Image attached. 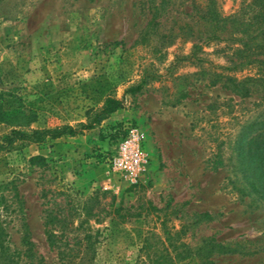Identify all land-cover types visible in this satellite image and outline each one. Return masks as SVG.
Returning a JSON list of instances; mask_svg holds the SVG:
<instances>
[{
  "label": "rangeland",
  "instance_id": "obj_1",
  "mask_svg": "<svg viewBox=\"0 0 264 264\" xmlns=\"http://www.w3.org/2000/svg\"><path fill=\"white\" fill-rule=\"evenodd\" d=\"M217 1L225 16L248 23L240 32L258 29L255 0ZM196 2L156 0L161 16L155 26L146 0H0V104L36 115L25 130H81L108 98L117 99L121 109L78 136L135 122L152 162L136 185L112 176L106 188L82 189L77 181L87 172L66 166L73 177L65 176L53 156L56 142L68 136L0 150V185L14 182L25 201L24 212L13 214L7 210L12 189L4 191L9 202L0 211L2 263L63 264L46 240L42 190L70 191L78 200L100 190L108 193L105 203L115 196L124 214L140 216L92 221L100 230L96 252L70 264H264V203L248 194L240 166L241 156L250 158L264 135V64L233 70L241 44L208 42ZM229 77L258 81L243 98L224 87ZM141 84L140 92L128 93ZM14 129L16 124H0V145ZM34 156L45 157L49 169L31 166ZM202 213L213 220L198 223ZM24 223L34 258L23 243ZM206 240L237 253L218 255Z\"/></svg>",
  "mask_w": 264,
  "mask_h": 264
},
{
  "label": "trees",
  "instance_id": "obj_2",
  "mask_svg": "<svg viewBox=\"0 0 264 264\" xmlns=\"http://www.w3.org/2000/svg\"><path fill=\"white\" fill-rule=\"evenodd\" d=\"M150 5V9L153 10V16L150 24H154L160 18V9L155 5L156 0H146ZM168 0H163V4ZM196 5L194 11L198 19L204 23L207 27L205 34L206 40L209 41H229L233 40L241 44L242 48L236 50V63H233V70H240L253 64H264V60L258 59L259 56H264V0H255L253 5L256 6L259 11L256 15L259 25L258 29L252 30L246 29L240 32V28L247 27L248 23L238 17V15L225 16L218 6L217 0H200V3ZM156 26V25H155ZM250 26V25H249ZM189 28V26H186ZM252 30V31H251ZM238 32L241 37H237ZM173 36V35H171ZM183 36V35H177ZM176 38V36H175ZM202 39V38H201ZM169 43H172L169 42ZM258 80L248 78L243 81H237L234 78H227L224 81V87L229 89L232 93L240 97H248L252 93L251 85L257 83ZM220 80L215 81L217 84ZM144 84L137 87H133L128 90V93H138L143 88ZM122 107V102L108 98L104 106L96 112L95 118L88 125H83L81 130H77L70 126H64L54 129H37V130H25L24 127H29L37 118L34 114H26L22 110L8 111L0 104V124H16L10 135L6 136L0 145V150L15 148L16 150L23 149L27 144H46L50 140H57L62 137H77L83 132V130H93L95 126L101 125L102 121L116 113ZM123 124L114 123L108 125V127H102L101 137L102 142L106 146V134L114 129H119V133L113 134L112 139L117 141L119 137L125 134L122 131ZM262 141L259 147L251 149L252 156L248 158L246 155L241 156L240 166L243 169L242 180L245 182L248 194L255 199L264 203V135L260 136ZM258 138L252 139L250 146L253 147L255 141ZM16 147H14L16 144ZM107 147V146H106ZM97 148L96 150H101ZM94 152L91 158L94 156ZM85 160V159H83ZM29 164L40 169H49L48 161L43 156H34L29 160ZM12 189L13 196L10 198L11 205H7L13 214H19L25 210V201L23 200L18 187L14 182L2 183L0 185V211L2 207L9 202L4 195V191ZM49 194L52 197L49 198ZM108 193L100 190L94 192L91 196L85 199H77L76 195L70 191H46L42 190L41 199L44 200L43 206V227L45 230L46 240L51 250L57 252L58 258L63 264H70L72 259L78 258L80 255L89 256L96 252V245L98 244V237L100 236V230H95L91 224L92 221L95 224L102 222V218L105 216H111L116 219L126 220L128 217H139L140 214L130 215V213L124 214L123 208L116 206V197L113 196L110 203H105V198ZM60 198H63L62 200ZM60 199V201H59ZM6 207L3 209L5 210ZM196 219L198 223L209 222L213 220V217L209 213L197 214ZM24 229L23 243L27 247V253L29 258H34V244L31 241V231L28 224L22 225ZM1 225H0V264H14L12 260H6L2 263L4 254L2 253L3 247L1 244ZM212 252H218V255H233L237 253V249H233V246L225 245L222 243H214L212 240ZM238 246V245H237ZM241 247L240 253L243 252ZM264 251V245L261 247ZM208 264H214L213 261H208Z\"/></svg>",
  "mask_w": 264,
  "mask_h": 264
},
{
  "label": "built area",
  "instance_id": "obj_3",
  "mask_svg": "<svg viewBox=\"0 0 264 264\" xmlns=\"http://www.w3.org/2000/svg\"><path fill=\"white\" fill-rule=\"evenodd\" d=\"M125 134L117 141L111 137L119 129L109 131L106 136V149L95 150L90 160L95 165L106 166L111 176L130 185H136L149 173L151 157L146 148V136L135 122L122 123Z\"/></svg>",
  "mask_w": 264,
  "mask_h": 264
},
{
  "label": "crops",
  "instance_id": "obj_4",
  "mask_svg": "<svg viewBox=\"0 0 264 264\" xmlns=\"http://www.w3.org/2000/svg\"><path fill=\"white\" fill-rule=\"evenodd\" d=\"M99 135L91 133L86 136L68 137V139L58 140L57 146L54 148V158L57 160L59 169L64 172L65 176L73 177L72 173L68 171V168H74L77 166L78 169L87 172L84 173V178L77 181V186L82 189H90L92 186L99 185L106 188L113 177L109 174L107 167L98 168L95 170L90 164V158L93 151L97 148L104 147L102 142L101 134L103 131H99ZM85 159V160H83ZM82 165V166H81ZM68 167L65 169V167ZM101 178V181L94 183L93 178Z\"/></svg>",
  "mask_w": 264,
  "mask_h": 264
}]
</instances>
